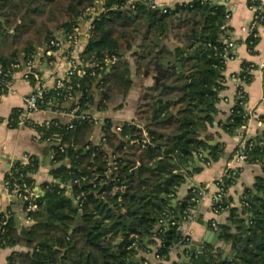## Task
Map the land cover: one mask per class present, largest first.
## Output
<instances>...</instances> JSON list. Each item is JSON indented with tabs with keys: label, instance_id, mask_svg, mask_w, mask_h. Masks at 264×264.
Segmentation results:
<instances>
[{
	"label": "trees",
	"instance_id": "16d2710c",
	"mask_svg": "<svg viewBox=\"0 0 264 264\" xmlns=\"http://www.w3.org/2000/svg\"><path fill=\"white\" fill-rule=\"evenodd\" d=\"M127 1L108 0L106 12L95 20L81 53L82 60L90 65L87 73L71 76L65 82L72 87L70 90L54 87L46 89L45 94L60 106L79 95L73 108L78 107L77 115H81L94 102L97 86L102 90L100 108L109 107L132 88L127 54L137 74H154L159 79L144 86L133 122H124L116 132L113 122L105 121L102 145L89 141L84 146L94 124L90 118L76 117L71 128L57 119L52 120L50 128L36 127L41 140L53 143L50 172L54 180L42 184L38 208L29 213L31 225L19 228L15 216L6 219L7 232L1 248L21 245L28 249L14 251L11 264H137L134 260L138 252L150 250L149 244L155 246V254L166 260L174 247L189 244L178 227L182 219L172 211L170 199L186 181V176L176 169L194 153L205 155V161L210 163L226 153L223 142L213 143L214 135L201 137V131L213 123L211 113L218 112L216 103L224 89L228 49L225 39L231 11L211 0L177 4L167 12L153 9L143 0L135 2L134 8L120 9ZM94 3L95 0H0V66L9 68L21 58L33 56L60 31L75 34L78 17ZM193 32H198L197 37L189 39ZM172 39L187 48L175 47ZM258 41V36L249 37V48L254 50ZM107 58H116L108 72V66L99 68ZM256 67L245 61L241 77L246 76L250 83L254 76L248 68ZM32 82H36L35 76ZM246 104L247 98L233 105L221 123L226 133L236 134L247 124L250 116ZM21 111L22 108L13 109L10 126H17ZM141 126L147 130L149 141ZM56 132L69 144L64 152L53 142ZM249 143L252 146L245 150L246 162L264 165V132L249 139ZM238 149L239 145L235 151ZM111 161L116 163V169ZM40 166L36 156H31L27 164L14 162L5 180L35 185L33 175ZM238 173L218 182L224 196L217 206L220 213L229 211L231 222L219 224V233L230 246L233 258L223 259L208 250L203 264H264V243H258L260 239L264 241V177L258 176L252 187H245L241 207H236L226 193ZM198 192V188L192 189L181 202L183 217L186 210L197 205ZM80 210L85 225L70 234ZM3 216L0 214V224L5 221ZM161 220L164 222L160 226ZM174 221L176 224H172ZM199 259L194 258L190 264H198Z\"/></svg>",
	"mask_w": 264,
	"mask_h": 264
},
{
	"label": "crops",
	"instance_id": "0c3cea01",
	"mask_svg": "<svg viewBox=\"0 0 264 264\" xmlns=\"http://www.w3.org/2000/svg\"><path fill=\"white\" fill-rule=\"evenodd\" d=\"M158 1L167 7L173 8L177 4L191 2L193 0ZM211 1L215 4V0ZM216 1L219 5H224L231 11L228 21L230 29L227 33L228 37L225 39V42L229 40L233 45L229 46L227 50L226 69L224 71L225 79L223 82L224 89L220 92V99L216 103L218 112L211 113L214 118L213 123L208 124V127L201 131V137L211 134L214 135L212 142H223L226 146V153L220 160L211 162L209 165L205 163V155L203 156V154L197 153V156L193 155L185 161L181 167L176 169V172L186 176V181L179 187L176 196L170 199V207L173 212H176L177 215L181 217L182 220L180 225L183 231H186L190 236V242L185 246L174 247L164 264H182L181 261L185 263L186 260H191L192 262L194 258L200 257L202 254L200 252L191 253V247L200 246L197 244L203 245L205 250L204 254L208 250L212 251L218 249V254L222 256L220 251L223 249L226 242L221 238L217 241L216 235H206L207 229H212L210 221L213 219H216L219 224L226 223L231 225V222L228 220V210H224L219 214L213 211V198L218 191L216 180L225 174L228 163L231 161L235 149L240 144L241 140L243 138L247 140L255 138L264 132V124L260 121V118L264 116V27L258 28L259 41L254 50L250 49L248 45V32L254 14V11L250 7V0ZM56 36L61 38L63 49L67 50L70 48L78 64L81 63V53L85 50L90 37L86 34H81L78 43L71 46L65 37L64 31L58 32ZM122 59H124V57ZM125 59L130 62L131 78L133 80L132 88L127 96H120L115 104L101 109L99 103L102 90L96 86L94 87V102L90 105L89 109L83 113L92 117L94 121L89 141L95 145H102L104 135L103 126L107 119H110L114 126H121L124 122L134 121L136 108L140 98L143 96L144 86L152 85L159 79V77L154 74H137L136 66L130 55H125ZM55 60L58 61L53 62L48 60L49 62H43L41 64L40 72L42 82L46 89L54 88L56 80L58 78H65L70 68V64L66 58L61 59L55 57ZM245 61L251 62L257 66L253 70L254 77L252 81L248 83L245 88L247 92L246 109L250 113V118L244 128L239 129L236 134L230 135L224 131L221 123L230 115L231 109L235 104L237 85L241 76L242 65ZM108 71H110V68L107 69V72ZM14 87L17 90L15 93L0 96V192H4L5 176L12 164L17 161H23L31 156H36L40 159L41 166L33 175L34 186L38 192L43 194L42 184L54 180L50 172L54 158L52 150L53 143L41 140L36 128L32 126L12 127L9 125V118L13 109L22 108L24 106V95L32 91V86L21 79L15 82ZM78 98L79 95L73 97V101L70 100L62 103L61 106L57 102L52 108L34 114V119L39 122L57 119L61 123H69L76 118L78 107L73 108V104L75 103L74 100H78ZM141 128L143 129L144 127L141 126ZM197 158H199V161ZM237 168L239 169L233 171V174L238 171V177L229 187L226 194L232 198V206L241 207L245 187H252L258 176L264 177V165L261 163H248L244 161ZM203 186L207 188L206 195L193 208L190 217H183L180 210L181 202L187 198L192 189H199ZM21 207L22 205L19 199H8L4 194L3 209L12 210L15 213V221L19 225V228L22 226H29L33 223V221L28 223L23 219ZM233 231L236 232L235 229ZM148 243L149 242L146 244ZM148 248L150 250L141 249L138 252L136 258L139 260L138 264H143L146 260L151 264L157 263L156 254L153 251L155 246L149 244ZM27 250L26 247L21 245L0 248V264H11L10 256L14 251ZM224 250L231 253V248L228 244ZM183 255H186V257L183 258Z\"/></svg>",
	"mask_w": 264,
	"mask_h": 264
},
{
	"label": "built area",
	"instance_id": "2783aa9c",
	"mask_svg": "<svg viewBox=\"0 0 264 264\" xmlns=\"http://www.w3.org/2000/svg\"><path fill=\"white\" fill-rule=\"evenodd\" d=\"M107 1L108 0H95V3L87 8L86 12L78 17L77 23L74 26L75 34H67L65 33V37L67 41L72 45L77 44L79 40V36L81 34H86L89 37H91V32L94 27V22L97 20L102 13L106 12L107 10ZM139 0H128L123 7L120 9H131L134 8L135 2ZM146 2L151 8L153 9H159L163 10L164 12H167L168 8L163 3L159 2L158 0H143ZM207 1V0H203ZM250 7L254 11L250 26H249V32L248 37H257L258 36V28L264 27V0H250ZM89 21V22H88ZM86 24V26H85ZM62 41L61 38L56 36L54 39L51 40L50 44L46 47H40L38 51L31 57L25 59L21 58L17 62L13 63L9 68H4L0 66V96H4L7 94L15 93L17 90L15 89L14 85L15 82L18 79H21L22 81L26 82L27 84H30L32 86V91L26 95H24V106L22 107V111L19 115V118L17 120V126H32L36 128L37 126H46L50 128L52 126V120H45L43 122H39L34 119V114L37 112L43 111L45 109L52 108L50 105H54L57 103V100L55 102L48 99L45 90L46 87L44 83L42 82V77L39 75L41 70V64L43 62H49V61H58L55 60V57H59L61 59L66 58L68 60V63L70 64V68L68 70V74L65 78L60 79L58 78L56 80L55 88H67L70 90L71 86H66L65 82L70 81L71 76L78 75V76H84L87 73V68L90 67L89 63H86L82 60L81 63L78 64L76 57L72 54L70 48L65 50L62 47ZM233 43L229 41V46H232ZM228 50V49H227ZM55 56V57H54ZM49 60V61H48ZM116 62V58H107L104 62V65L100 66L99 68L102 70L104 67L110 66ZM252 68H248V73L253 74ZM35 76L36 82H32V77ZM250 79V78H249ZM252 79V78H251ZM248 78L246 76L241 77L239 79V83L237 85V91L235 94V103L237 100H245L247 98V92L245 90L246 85L248 84ZM72 98V97H71ZM242 103V101H240ZM249 116L250 113L248 112ZM78 118H90L85 114L76 115ZM260 121L264 124V117L260 118ZM16 126V127H17ZM246 126V125H245ZM243 126L242 128H244ZM69 127H73L72 122H69ZM114 130L116 132H119L121 130V126L117 125L114 127ZM143 133L145 134V137L147 138L146 141H149L148 139V133L145 128H143ZM47 141L50 142L48 139ZM53 142L57 146V148L64 152L69 146L68 142L62 141V135L59 132H56L53 135ZM249 140L243 138L239 144L240 149L236 150L233 154V157L231 161L228 163V168L225 172V174L222 177H219L216 180V183L218 184V191L216 192L214 198H213V211L216 214L220 213V207L217 206V204L222 200L224 196V189L219 186V181L223 179L224 176L233 173L242 162L246 161L247 154L245 153V150L247 146H252V143H249ZM205 160V159H204ZM24 164H27L29 162V158L22 161ZM207 165L210 164V162H206ZM111 165L113 166V169H116V163L111 161ZM12 167V166H11ZM11 167L8 170V172L11 171ZM207 188L206 186L199 188V198L197 199V202H199L205 195ZM4 194L8 199L17 198L20 200V203L22 205V215L23 219L26 222H31L32 219L29 216V213L36 210L38 208V202L37 199L41 196L42 193L38 192L35 189V186L33 184H29L27 182H19L17 180L11 182L10 180H4V192H0V214H4L3 217H5V221H3L0 224V248L1 244L5 240L6 236V228H4V225L7 223L6 219L10 218L11 216H14L15 213L12 210L3 209V198ZM193 212V208H189L185 211V218L190 217ZM164 220L160 221V226L163 224ZM172 224H176V222H172ZM210 226L214 231H219V223L216 219H213L210 221ZM179 229L182 231L184 240L190 242V237L187 234L186 231H183L181 225H178ZM157 263L155 264H164L165 258L161 257L160 255H155ZM143 264H151L147 260L143 262Z\"/></svg>",
	"mask_w": 264,
	"mask_h": 264
},
{
	"label": "water",
	"instance_id": "95a60500",
	"mask_svg": "<svg viewBox=\"0 0 264 264\" xmlns=\"http://www.w3.org/2000/svg\"><path fill=\"white\" fill-rule=\"evenodd\" d=\"M215 4L216 5H219L218 4V2L215 0ZM197 35H198V32H193L192 34H190V35H188V38L189 39H195L196 37H197ZM172 43H173V45L175 46V47H182V48H187V45L186 44H183V43H180V42H178V41H176L175 39H172ZM225 43H229V40H227ZM187 52H188V50H187ZM164 84V83H163ZM55 102H56V100H55ZM88 143H89V140H87L85 143H84V146L86 147L87 145H88ZM194 155H196L197 156V153H194ZM197 160L199 161V158H197ZM53 167V166H52ZM151 170H152V168H150ZM132 176H133V173L132 174H130V177H131V179H132ZM128 183H130V181L128 182ZM130 187V184L126 187V192H128V188ZM261 195H263V194H261ZM73 198V197H72ZM74 199V198H73ZM175 201V200H174ZM80 225H85V222H84V220H83V212L80 210L79 212H78V215L76 216V222H75V224L72 226V228H71V230H70V234H72V232L77 228V227H79ZM216 235V240L218 241L220 238H221V236H220V233H217V232H214L212 229H210V228H208L207 229V231H206V235L208 236V235ZM249 237V236H248ZM145 242L147 243L148 242V238H146V240H145ZM258 243L259 244H262V243H264V241L262 240V239H260L259 241H258ZM197 245H200V246H197V247H191V253L192 254H194L195 252H200V253H202L201 255H200V259H199V261H198V264H203L204 263V261H206L207 260V257H206V255L204 254V248H203V245L202 244H197ZM226 246H227V243H225L224 244V246H223V249L220 251L221 253H222V258L223 259H225V258H227V257H229L230 259L233 257V254H230V253H228V252H226L224 249L226 248ZM219 252V250L218 249H214L213 250V253L214 254H217ZM183 258L184 257H186V255H183L182 256ZM134 262L135 263H139V260L138 259H136V260H134ZM181 263L182 264H190L191 263V260H186V262L184 263L183 261H181Z\"/></svg>",
	"mask_w": 264,
	"mask_h": 264
},
{
	"label": "flooded vegetation",
	"instance_id": "af4514ba",
	"mask_svg": "<svg viewBox=\"0 0 264 264\" xmlns=\"http://www.w3.org/2000/svg\"><path fill=\"white\" fill-rule=\"evenodd\" d=\"M218 232H219V231H218ZM212 251H213V250H212ZM212 251H211V252H212ZM230 254H232V253H230ZM227 258H229V257H227ZM232 258H233V257H232ZM232 258H231V259H232ZM229 259H230V258H229Z\"/></svg>",
	"mask_w": 264,
	"mask_h": 264
},
{
	"label": "rangeland",
	"instance_id": "374dc122",
	"mask_svg": "<svg viewBox=\"0 0 264 264\" xmlns=\"http://www.w3.org/2000/svg\"><path fill=\"white\" fill-rule=\"evenodd\" d=\"M172 110V109H171Z\"/></svg>",
	"mask_w": 264,
	"mask_h": 264
}]
</instances>
